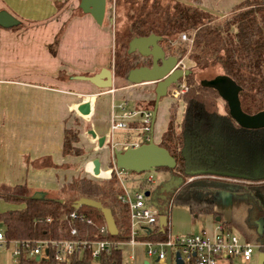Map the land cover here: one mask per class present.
Instances as JSON below:
<instances>
[{"label": "trees", "instance_id": "trees-1", "mask_svg": "<svg viewBox=\"0 0 264 264\" xmlns=\"http://www.w3.org/2000/svg\"><path fill=\"white\" fill-rule=\"evenodd\" d=\"M146 1L142 0L138 10L129 17L123 32L126 45L134 36L153 33L159 36L158 44L164 53L176 56L171 51L172 39L184 32L190 39L189 47L181 48L176 57L179 59L186 54L193 63V68H188V73L184 75L187 89L179 96L182 107L180 119L175 120V105H171L166 128L158 142L175 160L173 167L158 168L166 170L169 178L181 179V183L164 197H155L158 209L167 214L169 205H183L194 216L209 214L221 221L214 198L209 197L207 192H226L231 204L229 219L225 223L245 240L258 242V251L264 253L262 150L257 159L262 174L258 177L241 175L243 170H249L251 164L249 150L241 136L254 132L264 134V126L256 129L239 126L228 114L226 103L225 111H219L216 104L219 97L217 90L201 84L202 79L210 78H198L194 71V67L215 65L218 72L212 77L223 74L239 86L238 98L244 112L255 113L264 109V0H241L222 16L187 0H165L162 7L157 4V0H149L148 8ZM20 25L18 22L9 28ZM61 30L47 46L51 54L56 51ZM134 52H127L126 47L125 56L114 58L113 74L125 76L134 66L150 64L149 56H142L138 52L134 55ZM129 124L136 128L140 126L138 122ZM77 140L78 130L65 128L62 154H82L83 149L75 145ZM198 175L202 176L185 181L187 177ZM202 190L206 195H202ZM120 191L121 187L113 172L102 179L72 177L61 185L57 195H45L44 198L30 197L31 193L23 186L0 188L1 198L22 203L20 208L0 212V226L7 240L109 238L126 241L129 237L128 212L127 207L117 200ZM80 197L99 201L102 206L109 208L117 233L101 235L98 228L105 224L102 213L98 208L88 205L73 207L74 200ZM74 209L83 212L85 217L91 219V223L67 217ZM71 227L75 228V234L70 233ZM165 230L166 225L138 239H164ZM53 253L54 249L48 247L46 257L36 259L22 249L15 264H55ZM60 264H122L121 248L116 246L109 253L100 252L93 257L91 247L86 245L74 250L67 261Z\"/></svg>", "mask_w": 264, "mask_h": 264}, {"label": "crops", "instance_id": "crops-1", "mask_svg": "<svg viewBox=\"0 0 264 264\" xmlns=\"http://www.w3.org/2000/svg\"><path fill=\"white\" fill-rule=\"evenodd\" d=\"M78 1L0 0V10L8 11L21 23L17 28L0 27V188L23 186L28 193L40 190L45 195H57L61 185L72 177L106 178L111 159L108 143H115L109 132L112 105L125 102L130 109L136 108L134 105L147 108L139 104L140 100L151 99L150 92L133 91L129 87L132 84L112 83L109 88H99L76 78L109 67L113 51L109 11L105 8L98 24L89 13L76 11ZM187 1L222 16L241 0ZM61 28L56 51L51 54L47 46ZM85 100L89 101V113L83 115L76 107ZM115 112L119 113L117 109ZM154 121L155 118L153 124ZM65 128L78 130L75 145L83 149L82 154H62ZM89 128L97 136H105L101 146L88 133ZM165 128L154 142H159ZM152 133L151 129V136ZM127 141L141 142L134 138ZM247 148L251 164L246 174L258 177L262 174L257 162L259 152L250 149V144ZM94 157L99 160L98 177L91 173ZM214 193L224 199L228 196L222 191ZM181 207L189 212L186 206ZM216 210L221 221L229 219V210L226 218L222 210ZM205 217L210 231L219 218L213 219L209 214ZM183 218L180 228L187 229L188 217ZM138 243L141 242L125 244L133 252ZM5 257L4 262L0 258V264H15L9 249Z\"/></svg>", "mask_w": 264, "mask_h": 264}, {"label": "built area", "instance_id": "built-area-1", "mask_svg": "<svg viewBox=\"0 0 264 264\" xmlns=\"http://www.w3.org/2000/svg\"><path fill=\"white\" fill-rule=\"evenodd\" d=\"M180 39L189 40L183 32ZM180 64V59L179 62ZM187 85L182 76L175 83L167 88V93L174 99L185 92ZM116 109L119 113L115 112ZM151 108H127L125 102L112 105L110 117L109 132L112 137L116 129H140L142 131V140L145 142L151 136ZM130 122L140 123L139 127L130 125ZM140 143V142H139ZM138 143L126 141L121 146L115 142L113 147L133 146ZM113 172L117 177L121 191L117 194V200L127 207L129 237L126 241H114L109 238H99L95 240L88 239H10L7 240L0 226V251L3 248H9V254L15 263L22 249L26 250L28 256L43 257L47 255L48 247L54 249L53 257L55 264L67 261V257L77 249L84 246L91 247V255L96 257L100 252L109 253L113 247L120 246L123 243L134 244L141 242L146 246V253L154 255V260L158 264H175L179 258L182 264H229L233 259H239L242 262H248L254 252H258L259 243L245 240L239 232L229 227L224 221H216L210 231L200 230L198 232L172 233L166 222L164 239H144L138 237L145 236L160 229L159 216L162 214L157 203H153L152 194L157 188L150 189L153 183V176L150 173L142 177L133 176L128 169L118 167L113 163L110 165L107 176ZM92 173V171H91ZM93 175L94 177L100 176ZM136 184V185H134ZM145 191L149 195H145ZM67 217L75 220H84L91 223L89 217H85L83 212L71 210ZM167 217V214H166ZM164 225V226H165ZM101 235L108 231L106 225L98 228ZM70 233L75 234V228H70ZM129 258H132L130 253ZM234 264V263H233Z\"/></svg>", "mask_w": 264, "mask_h": 264}, {"label": "water", "instance_id": "water-1", "mask_svg": "<svg viewBox=\"0 0 264 264\" xmlns=\"http://www.w3.org/2000/svg\"><path fill=\"white\" fill-rule=\"evenodd\" d=\"M79 9L84 13H89L96 23L102 22L106 0H79ZM19 20L8 11L0 10V27L9 28L17 25ZM159 36L150 33L143 36H134L129 39L127 43V52L136 51L142 56H149L151 64L138 65L130 68L125 78L133 84L153 82L154 83V104L152 108L151 127L155 118L157 102L159 98L167 93V88L179 80L182 76L188 73V68H183L179 65V59L174 55H165L162 47L158 44ZM76 78L86 80L99 88H109L112 85L113 71L109 67H101L96 73L91 75H76ZM201 84L214 87L219 97H221L227 105L228 114L235 120V122L243 127L256 129L264 126V109L255 113H246L241 109L238 98L239 86L228 76L223 74L215 75L210 79H202ZM80 114L86 115L89 113V101L85 100L76 107ZM88 133L96 139L97 145L101 146L105 139L104 135L97 136L93 129L89 128ZM112 154L114 164L118 167L141 172L146 170L156 169L158 167H173L175 160L172 155L158 143L154 142L152 136L146 142H140L133 146L113 147ZM93 175L100 173L99 160L97 157L92 159ZM223 174L231 175V173L224 172ZM243 177L247 175L241 174ZM181 183V179L169 178L162 182L152 194L153 203H156L155 197H164V194L173 191ZM163 193V194H162ZM145 195H149L145 191ZM32 198H44L45 192L36 190L31 193ZM73 207L80 205H88L98 208L102 213L104 222L109 234L117 233L113 217L110 209L101 205L99 201L80 197L75 199ZM218 219V217H216ZM167 222L165 213L159 216V223L164 226ZM38 259V257H35ZM143 264H148L144 261ZM175 264H182V261L177 258ZM257 264H264V253L258 251Z\"/></svg>", "mask_w": 264, "mask_h": 264}, {"label": "rangeland", "instance_id": "rangeland-1", "mask_svg": "<svg viewBox=\"0 0 264 264\" xmlns=\"http://www.w3.org/2000/svg\"><path fill=\"white\" fill-rule=\"evenodd\" d=\"M133 1V0H132ZM131 0H106V10L109 11V14L112 17V28H113V51H112V61L114 58L121 59L123 56H125L126 52V37L123 35V32L126 28L127 23L129 22V17L131 13H135V11L138 10L139 4L142 3V0H134L132 2ZM165 0H157V4L162 7L164 5ZM150 1H146L147 8L149 7ZM76 11H80L79 7L77 6ZM115 35V36H114ZM180 35H176L173 37L172 41V47L171 51L175 53L176 56H178V52L181 48L186 47L188 49L190 39L189 40H182L179 37ZM137 52H134V55H137ZM180 66L183 68H193V63L190 59L187 58L186 54L182 55L180 58ZM136 62V61H135ZM134 62V63H135ZM137 63V62H136ZM138 64V63H137ZM111 70L113 71L112 62L109 66ZM194 71L196 74V77L198 78H211L214 74L218 72L217 67L214 66H208V67H201V68H195ZM114 85H120V84H132L129 87L133 89V91L144 93V92H150L151 99H142L140 100L142 106L147 108H153L154 102L151 104V101L154 100V83L153 82H146L142 84H133L127 81L125 76H118L113 74V82ZM146 94V93H145ZM117 101L114 100V103ZM217 108L219 111L223 112L225 111V102L221 97H218L216 99ZM171 105H175L174 107V118L176 121L180 119V113H181V102L178 99L172 98L168 93L161 96L157 102L156 112H155V121L152 128V139L155 141L158 138V135L163 130V128L166 127L169 110ZM136 108H142L141 106H135ZM137 139L142 141V131L140 129H116L113 131L112 134V140L114 142H119L118 144L121 146L124 144L127 140L130 139ZM241 138L243 141L248 145L250 144V149H254L257 151V153L262 150L264 152V134L260 132H254V133H246L242 134ZM108 145L111 148V159L110 163H113V154H112V146L111 142L108 143ZM246 145V146H247ZM253 146V147H252ZM110 164V165H111ZM103 166V164H102ZM133 176L142 177L146 173H150L153 176V183L150 185V189L157 188L162 182L169 179V175L166 170L156 168L152 170H146L141 172H133L129 170ZM248 170H243L241 174L247 175ZM187 177L185 181H188L194 177ZM97 179V178H92ZM233 180V179H231ZM136 185V184H134ZM202 195H206L204 193V190L201 191ZM209 197H213L216 201L215 208L220 209L223 212V217L226 218L228 216V210L230 212V197L227 196L226 199L222 198L221 195H218V193L213 192H207ZM48 196H54L55 193L51 192L47 194ZM225 201V203H224ZM22 207L21 202H11L7 201L0 197V212L8 210V209H15ZM182 214V216H181ZM184 216L186 218L188 217V227L187 229L180 228V223L183 222ZM167 220H168V226L170 228V231L172 233H188V232H198L201 229L205 228V231L207 232L209 229L208 225L206 223L207 217H205V214H199L194 216L192 213L185 210L181 205L175 206L174 204L169 205L168 207V213H167ZM181 220V221H180ZM10 248V247H9ZM8 248V249H9ZM121 260L122 264H143L144 261H147L148 264H158L154 260V255H148L146 253V246L143 243H138L134 246L133 252L130 251V248L127 247V245L121 244ZM7 248H3L0 251V258L2 259V262L5 260V254H6ZM134 253V256L136 258L132 259L129 258V254ZM234 264H257V252H254L252 254L251 259L248 262H242L239 259L234 258L233 260Z\"/></svg>", "mask_w": 264, "mask_h": 264}, {"label": "flooded vegetation", "instance_id": "flooded-vegetation-1", "mask_svg": "<svg viewBox=\"0 0 264 264\" xmlns=\"http://www.w3.org/2000/svg\"><path fill=\"white\" fill-rule=\"evenodd\" d=\"M164 54H165V53H164ZM165 55H166V54H165ZM150 64H151V60H150ZM150 64H149V65H150ZM149 65H148V66H149ZM162 194H163V193H162ZM164 196H165V194H164Z\"/></svg>", "mask_w": 264, "mask_h": 264}]
</instances>
